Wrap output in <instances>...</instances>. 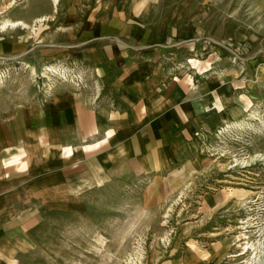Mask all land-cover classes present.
I'll return each mask as SVG.
<instances>
[{"label":"rangeland","instance_id":"1","mask_svg":"<svg viewBox=\"0 0 264 264\" xmlns=\"http://www.w3.org/2000/svg\"><path fill=\"white\" fill-rule=\"evenodd\" d=\"M106 20H115L107 27L124 38L162 27L193 81L214 87V110L162 172L84 160L85 180L33 205L2 264H157L222 236L247 251L237 264H257L264 259V0H0L4 146L15 149L17 138L14 145L40 172L50 167L40 162L48 144L71 157L62 125L49 136L43 118L39 142L30 138L32 114L46 116L49 100L68 101L72 93L77 100L80 86L95 96L75 50ZM59 148L50 169L64 167L53 155Z\"/></svg>","mask_w":264,"mask_h":264},{"label":"crops","instance_id":"2","mask_svg":"<svg viewBox=\"0 0 264 264\" xmlns=\"http://www.w3.org/2000/svg\"><path fill=\"white\" fill-rule=\"evenodd\" d=\"M100 23L94 26L102 25L96 36L81 37L76 44L79 48L74 61L82 76L93 77L95 96L90 98L80 86L77 100L73 93L68 101L67 96L49 100L46 116L34 112L31 118V125L36 126L29 135L37 142L43 118L47 135L54 134L55 124L62 125L64 140L72 141L66 144L73 149L71 157L66 158L59 146L48 144L49 151L46 154L44 147L40 162L50 167L40 172L39 163L34 167L32 158L25 159L24 150L14 145L17 138L11 141L15 149L7 150L6 137L2 139L5 129L0 128V264L7 250L21 241L24 222L36 211L33 205L56 189H70L72 182L85 180L86 172L80 170L84 160L94 157L96 162L110 165V170L121 161L122 171L162 172L214 110V87L193 81L194 71L182 66V52L176 44L167 45L162 27L147 25V30L124 38L108 29L115 20ZM91 133L95 135L88 140ZM57 148L53 155L61 157L64 167L50 169L55 166L50 157ZM104 157L106 161H102ZM239 237L237 241H243V236ZM238 248L232 249L230 239L222 236L203 246H184L157 264H237L247 252L235 251ZM260 254L264 257V249ZM258 263L264 264V259Z\"/></svg>","mask_w":264,"mask_h":264},{"label":"bare ground","instance_id":"3","mask_svg":"<svg viewBox=\"0 0 264 264\" xmlns=\"http://www.w3.org/2000/svg\"><path fill=\"white\" fill-rule=\"evenodd\" d=\"M49 150H48V147H45V152L47 153ZM258 263V262H257ZM260 263V262H259ZM258 263V264H259Z\"/></svg>","mask_w":264,"mask_h":264}]
</instances>
